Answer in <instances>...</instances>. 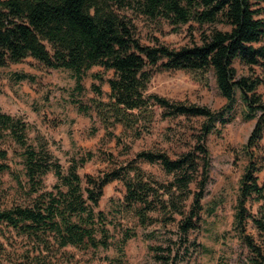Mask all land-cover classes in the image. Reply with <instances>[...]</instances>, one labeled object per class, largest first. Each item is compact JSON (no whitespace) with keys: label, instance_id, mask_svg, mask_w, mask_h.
<instances>
[{"label":"trees","instance_id":"obj_1","mask_svg":"<svg viewBox=\"0 0 264 264\" xmlns=\"http://www.w3.org/2000/svg\"><path fill=\"white\" fill-rule=\"evenodd\" d=\"M261 1L0 0V67L31 57L44 67L67 69L76 95L83 91V76L93 66L112 71L106 80L109 101H96V114L108 136L118 141L119 136L109 129L121 123L124 130L130 129L138 137L142 128L147 129L154 105L165 117L203 118L195 143L175 157L162 150L136 153L137 158L159 165L170 177L167 181L133 162L101 175L82 177L78 169L85 157H71L63 169L45 141H29L28 124L22 117L0 107V136L7 135L17 145L14 154L20 173L14 179L26 194L23 202L0 208V224L13 228L32 245L8 264H53L52 258L66 246L84 251L108 249L112 221L96 208L103 187L116 179L125 187L117 205L119 212L130 213L143 227L175 224L179 239L184 240L190 230L199 227L201 219L210 167L205 138L217 123L230 120L238 100L244 107V118H254L255 122L244 144L248 163L239 179L233 228L248 250L246 263L264 264V181L260 183L255 175L259 168L252 152L264 134V100L257 92L264 82V17L259 16L263 8L256 7ZM132 15L164 19L175 28L191 21L208 28L200 33L198 42L178 48L160 42L149 45L139 40ZM236 62L250 72L238 74ZM253 67L261 69L260 74L254 75ZM158 70H210L225 102L211 110L147 93V85ZM15 78L20 81L29 75L17 73ZM92 87L98 96L102 94L98 86ZM71 101L80 112L88 113L89 108L76 98ZM11 171L7 151L0 149V176ZM49 173L55 182L47 189L44 178ZM250 199L259 203L254 213L247 207ZM247 220L256 228L258 239L247 232ZM119 231L115 242L118 254L107 259L108 264H124V245L136 234L132 228L120 227ZM149 248L155 251L154 258L167 261L168 255L158 254L161 246ZM3 252L0 242V255Z\"/></svg>","mask_w":264,"mask_h":264},{"label":"rangeland","instance_id":"obj_2","mask_svg":"<svg viewBox=\"0 0 264 264\" xmlns=\"http://www.w3.org/2000/svg\"><path fill=\"white\" fill-rule=\"evenodd\" d=\"M263 8L259 16L264 17V1L258 6ZM136 34L141 43L153 45L160 42L171 48L198 42L200 33L208 27H200L194 21L177 28L164 19L150 20L143 16L132 15ZM218 27H222L218 25ZM237 73H248V68L235 63ZM258 75L261 69L253 67ZM25 73L28 79L17 81L15 74ZM112 71L93 66L83 76V91L74 94V80L67 69H52L41 65L31 57L19 63H9L0 67V107L2 111L22 117L28 124L29 141L36 144L45 141L48 149L66 169L71 157H85L86 162L78 169L80 176L85 174L101 175L117 166L133 162L157 179H170L157 164H150L136 157L142 150H162L175 157L195 143V136L203 120L202 117H165L162 110L154 105L151 108L147 129L142 128L136 137L132 130H124L121 123L110 127L114 137L105 133V127L96 114V101L108 102L109 87L107 78ZM93 85L102 94L97 95ZM147 93H155L169 100L203 105L211 110L219 109L225 102L220 96L212 71L195 72L190 70L155 71L147 85ZM257 92L264 100V82ZM76 98L88 107V113L80 112L71 101ZM255 119L244 118V107L237 101L230 120L205 138L209 150V178L202 199L203 209L199 227L190 230L185 239H179L175 224H153L140 226L130 213L119 212L118 202L122 199L125 187L121 180H113L103 187V194L96 210L103 211L112 221L108 228L112 234V245L104 250H79L73 246L61 248L52 258L53 264H108L109 258L117 256L115 242L120 237V227L132 228L135 236L124 245V264H247L248 250L241 243L233 228V214L238 194L239 179L248 163L244 144L254 125ZM141 128V127H140ZM0 149L7 151V162L11 173L0 176V208L21 203L26 198L24 188L14 179L20 173L19 159L14 154L17 145L7 136H0ZM89 152L91 155H89ZM254 161L259 170L255 173L258 181H264V134L258 146L252 150ZM23 180L22 177H20ZM55 182L52 173L44 178L47 189ZM193 187V186H192ZM259 204V203H258ZM256 202L251 199L247 207L256 212ZM115 224V225H114ZM116 226V227H115ZM246 230L256 239L258 232L251 220H247ZM0 242L5 252L0 262L10 263L26 249L30 248L25 238L13 228L0 224ZM149 246H161V256L154 258L155 251ZM169 248L166 250L164 248ZM157 253V252H156ZM169 253V254H168Z\"/></svg>","mask_w":264,"mask_h":264}]
</instances>
